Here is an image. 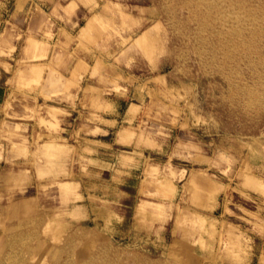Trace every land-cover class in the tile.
<instances>
[{"label":"clouds","instance_id":"clouds-1","mask_svg":"<svg viewBox=\"0 0 264 264\" xmlns=\"http://www.w3.org/2000/svg\"><path fill=\"white\" fill-rule=\"evenodd\" d=\"M210 2L0 0V264H264V74L201 47Z\"/></svg>","mask_w":264,"mask_h":264},{"label":"rangeland","instance_id":"rangeland-1","mask_svg":"<svg viewBox=\"0 0 264 264\" xmlns=\"http://www.w3.org/2000/svg\"><path fill=\"white\" fill-rule=\"evenodd\" d=\"M231 7L232 0H225V2H221V0H215V2L205 3L203 5L197 3H192L189 5L191 14L196 20V26L206 31L207 33V36L205 38L206 42L202 43L201 47L207 49L208 56L216 57L229 71H231L232 69H236L237 71L243 70V75L245 78H247V82L249 84H257L261 82V74H264V67H262L258 62L259 58L261 56H264V24L252 30L247 29L246 25H235L231 20L228 19V12ZM9 8L10 10H14V0L13 4L9 5ZM247 8L249 9V15L259 14L264 16V6H260V8L255 7V0H250ZM83 25L84 22L82 21L80 26ZM241 32L244 33L243 38H241ZM193 35L195 34L193 33ZM5 94L6 89L3 86V81H0V103H3ZM126 110L127 103L121 101V114H123ZM260 118L264 119V113H261ZM73 119H75V117H73ZM231 123L232 119L229 118V124ZM101 139H105L108 142H111L113 137L110 136ZM105 176H107V174H105ZM135 189V183L129 186V190L132 191L133 194L135 192ZM232 195L237 202L245 203L246 207L255 211L254 205L242 201L236 193H233ZM222 200L223 197H221V201ZM221 212L222 209H218L215 215L219 216ZM237 223L241 222L237 221ZM261 247H264V242L257 239V257H259L260 255ZM184 254L189 259L194 260V258L189 257L187 251H185ZM194 264H203V262L194 260ZM253 264H258V260L254 258Z\"/></svg>","mask_w":264,"mask_h":264},{"label":"bare ground","instance_id":"bare-ground-1","mask_svg":"<svg viewBox=\"0 0 264 264\" xmlns=\"http://www.w3.org/2000/svg\"><path fill=\"white\" fill-rule=\"evenodd\" d=\"M221 4V3H220ZM221 7V6H220ZM219 7V8H220ZM229 8V7H228ZM226 10V9H225ZM227 11V10H226ZM261 12V11H260ZM217 15V14H216ZM214 17H216V16H214ZM219 25V24H218ZM227 25V24H226ZM225 26V25H224ZM81 27H84V25L83 26H81ZM218 27V26H217ZM256 40V39H255ZM211 43V42H210ZM257 44V43H256ZM258 47V46H257ZM224 49V48H223ZM260 49V48H259ZM236 53V52H235ZM242 54V53H241ZM246 57V56H245ZM221 58V57H220ZM223 58V57H222ZM242 58H243V56H242ZM226 60V59H225ZM234 61H236V60H234ZM233 63V62H232ZM239 64V63H238ZM247 65V64H246ZM249 65V64H248ZM253 65V64H252ZM258 66H260V65H258ZM252 67V66H251ZM239 68V67H238ZM247 69V68H246ZM252 70V69H251ZM261 71V70H260ZM255 75V74H254ZM262 75V74H261ZM257 80V79H256Z\"/></svg>","mask_w":264,"mask_h":264}]
</instances>
